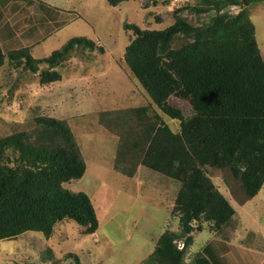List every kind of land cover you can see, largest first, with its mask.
Instances as JSON below:
<instances>
[{
	"label": "trees",
	"instance_id": "trees-1",
	"mask_svg": "<svg viewBox=\"0 0 264 264\" xmlns=\"http://www.w3.org/2000/svg\"><path fill=\"white\" fill-rule=\"evenodd\" d=\"M106 1L116 6L127 0ZM262 2L197 0L175 8L172 23L163 29L123 24L132 33L123 59L149 106L114 113L121 134L113 167L132 177L141 164L180 184L172 207L179 229L166 228L143 264H184L193 234L205 229L203 223L218 233L232 221L235 210L214 186L211 169L237 178L247 198L264 182V56L247 12ZM185 10L197 15L214 10L215 15L197 24ZM76 48L105 51L82 36L43 58L33 57L29 46L6 52L0 46V67L6 61L48 83L60 78L56 68ZM171 97L187 101L188 109L173 106ZM163 115L176 119L179 128L172 130ZM34 120L33 129L0 137V239L26 231L50 236L63 221L95 233L98 220L89 196L64 187L86 168L68 121L50 116ZM204 251L193 255L191 264H214ZM68 257L80 264L75 254Z\"/></svg>",
	"mask_w": 264,
	"mask_h": 264
},
{
	"label": "rangeland",
	"instance_id": "rangeland-1",
	"mask_svg": "<svg viewBox=\"0 0 264 264\" xmlns=\"http://www.w3.org/2000/svg\"><path fill=\"white\" fill-rule=\"evenodd\" d=\"M10 1L3 13L7 24L17 32L12 38L0 23L4 50L32 42L33 57L43 58L59 50L70 38L82 36L105 51L76 48L56 68L60 78L48 83H42L38 73L13 68L6 61L0 67V137L33 129L37 116L67 120L86 168L80 178L65 182L64 187L85 192L98 220L93 234L85 233L73 222L63 221L50 236L26 231L0 239V264H74L68 254H75L80 264H143L166 228L179 229L172 207L180 184L145 166L137 165L138 175L134 177L122 175L113 167L121 134L114 113L149 104V98L123 59L124 47L132 36L123 24L163 29L172 23L175 8L166 11L167 0H127L116 6L106 0H30L29 4L23 3L26 0ZM18 1L22 4L13 6ZM196 1L189 0L185 6ZM37 12L43 14H39L40 19L35 16ZM247 12L264 56V3L247 7ZM183 14L201 24L215 11L197 15L185 10ZM23 27L28 34L20 37ZM170 103L188 109V102L179 98L171 97ZM163 118L172 130L179 128L176 119L165 115ZM208 175L236 211L237 219L234 221V215L220 233H229L234 228L243 246L256 247L260 235L247 231L257 229L264 234V182L255 196L247 198L240 182L227 170L211 169ZM203 228L186 252L184 264H191L193 255L211 237L208 224L203 223Z\"/></svg>",
	"mask_w": 264,
	"mask_h": 264
},
{
	"label": "crops",
	"instance_id": "crops-1",
	"mask_svg": "<svg viewBox=\"0 0 264 264\" xmlns=\"http://www.w3.org/2000/svg\"><path fill=\"white\" fill-rule=\"evenodd\" d=\"M0 1H2V5L0 6V14H1L0 23L2 22L1 24L2 25L4 24L5 29H7V32L12 35V38H14L17 30L15 32L14 30H12L11 26L7 24L6 17L3 13V8L7 4H9L11 1L10 0L8 2H6L5 0H0ZM29 1L30 0H26L23 3L29 4ZM18 3L20 2L18 1L15 5L13 4V6L18 7ZM20 4H22V2ZM165 7H166V11H169V12L172 9L168 4H166ZM39 14L43 15L42 13H38V12L37 14L35 13V16H37L38 19H40ZM33 27L34 26H31L30 28H33ZM27 34H28V31L24 29L23 27V32L22 34H20V37L21 36L24 37ZM0 46L3 52L11 50V49L4 50L1 42H0ZM26 46H29L31 48L33 46V43L28 42ZM139 166H142V165L138 164L137 167ZM135 175L136 176L138 175L136 171L133 177ZM234 215H235L234 216L235 218L234 221H235L237 219L236 211ZM199 232L201 231H198L193 234L192 244L194 242L195 235L199 234ZM247 232L248 234L252 233V235H258V237L260 235L261 241L257 244L256 247L253 246L252 244L243 246L240 238L237 237V233H235L234 228H232V230H230L229 233H227L226 231L225 232L223 231L221 233L211 232L212 233L211 237H209V239L204 241L203 245L199 247V250L197 252L202 251L205 248L204 253H206V256H208L211 260L212 259L214 260V264H264V234H261L262 233L261 230L259 231L257 229H255V231H253V229H250ZM236 241L238 243H235ZM192 244L189 246V249H188L189 251L191 250Z\"/></svg>",
	"mask_w": 264,
	"mask_h": 264
},
{
	"label": "built area",
	"instance_id": "built-area-1",
	"mask_svg": "<svg viewBox=\"0 0 264 264\" xmlns=\"http://www.w3.org/2000/svg\"><path fill=\"white\" fill-rule=\"evenodd\" d=\"M167 1L169 2V6L171 8H178L181 6H185L189 0H167ZM182 246L183 244L179 243V247H182Z\"/></svg>",
	"mask_w": 264,
	"mask_h": 264
}]
</instances>
